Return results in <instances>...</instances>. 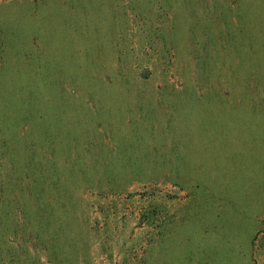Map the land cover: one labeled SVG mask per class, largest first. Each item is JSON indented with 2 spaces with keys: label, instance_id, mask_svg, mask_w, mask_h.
<instances>
[{
  "label": "rangeland",
  "instance_id": "rangeland-1",
  "mask_svg": "<svg viewBox=\"0 0 264 264\" xmlns=\"http://www.w3.org/2000/svg\"><path fill=\"white\" fill-rule=\"evenodd\" d=\"M262 178L264 0H0V264H264Z\"/></svg>",
  "mask_w": 264,
  "mask_h": 264
},
{
  "label": "crops",
  "instance_id": "crops-1",
  "mask_svg": "<svg viewBox=\"0 0 264 264\" xmlns=\"http://www.w3.org/2000/svg\"><path fill=\"white\" fill-rule=\"evenodd\" d=\"M257 176H262L261 174H258ZM261 182H264L263 178L261 180ZM216 201V200H215ZM205 248H208V246H204ZM215 247H216V244H215ZM210 252V251H209Z\"/></svg>",
  "mask_w": 264,
  "mask_h": 264
}]
</instances>
